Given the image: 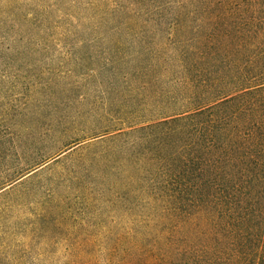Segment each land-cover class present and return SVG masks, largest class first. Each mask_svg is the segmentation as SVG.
Instances as JSON below:
<instances>
[{
	"label": "rangeland",
	"instance_id": "374dc122",
	"mask_svg": "<svg viewBox=\"0 0 264 264\" xmlns=\"http://www.w3.org/2000/svg\"><path fill=\"white\" fill-rule=\"evenodd\" d=\"M236 16L232 0H0V264H234L217 188L264 205L246 173L264 169L261 106L193 114L264 84V39L229 32Z\"/></svg>",
	"mask_w": 264,
	"mask_h": 264
},
{
	"label": "trees",
	"instance_id": "16d2710c",
	"mask_svg": "<svg viewBox=\"0 0 264 264\" xmlns=\"http://www.w3.org/2000/svg\"><path fill=\"white\" fill-rule=\"evenodd\" d=\"M232 9L237 13L236 18H239L241 21L229 27V32L232 31L233 35L242 36L246 34L244 33L245 31H251L254 38L259 40L264 39V0H232ZM245 89H241V92L231 98L217 102L205 109L198 110L193 115L205 114L224 103L247 97V101L228 116L230 119H238L247 114L248 110L250 112L254 106H261L260 114L256 115L257 117H250L249 119L250 131L247 135L252 136L255 133L264 139V84L253 88L247 87ZM217 122L215 117L210 116L207 119L201 120L199 124L202 128L211 129ZM249 162L264 167V154H257L251 157ZM255 169H258V173L256 171L252 173L246 172L249 174V180L247 179L249 184H253V181L257 180V178L259 179L260 175L262 177L264 176V169L262 173H259L260 168L255 167ZM217 189L220 191L222 197L228 195L229 198L227 208L224 207L221 211L222 216H225L227 211L230 214V220L228 219L225 229L229 228L230 237L238 238L232 249L233 251H225L224 255H222V259L224 257L223 262L227 263L234 258V264H264V205L261 204L259 195L257 196L258 192L256 193V200L248 197L246 201H243L241 197L236 200L234 189L232 191L228 190V192H225V187L223 186ZM260 195L263 199L264 187ZM244 245L246 246L245 248ZM187 256L191 257L190 255ZM217 256L214 253L210 256L214 263H218ZM187 264H190V261Z\"/></svg>",
	"mask_w": 264,
	"mask_h": 264
}]
</instances>
